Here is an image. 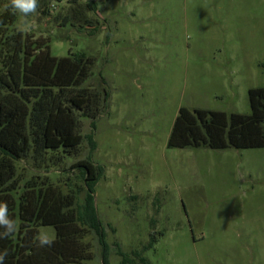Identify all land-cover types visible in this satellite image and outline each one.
I'll use <instances>...</instances> for the list:
<instances>
[{
  "label": "rangeland",
  "instance_id": "obj_1",
  "mask_svg": "<svg viewBox=\"0 0 264 264\" xmlns=\"http://www.w3.org/2000/svg\"><path fill=\"white\" fill-rule=\"evenodd\" d=\"M16 15L51 56L91 57L84 86L107 94L94 127L79 122L70 158L19 166L79 203L85 187L70 165L103 168L93 197L106 264H264V148L167 147L180 107L250 114L248 90L264 88V0H39L27 31ZM38 231L54 239L52 226ZM84 241L87 264H103L97 238Z\"/></svg>",
  "mask_w": 264,
  "mask_h": 264
},
{
  "label": "trees",
  "instance_id": "obj_2",
  "mask_svg": "<svg viewBox=\"0 0 264 264\" xmlns=\"http://www.w3.org/2000/svg\"><path fill=\"white\" fill-rule=\"evenodd\" d=\"M16 21V12L0 0V201L7 202L18 225L14 234L0 239V251H8L4 264H87L94 257L84 241L88 235L97 238L106 264L108 247L93 197L103 168L89 158L70 165L85 187L79 203L76 191L65 192L48 173L41 176L32 169L22 177L19 166L28 162L36 170L47 169L70 158L84 139L79 122L87 119L93 128L107 94L84 86L92 75L91 57L51 56L48 38L22 32ZM247 95L249 115L180 107L167 147L264 148V88L249 89ZM85 139L91 153L93 137ZM40 226L54 228L50 246L40 245Z\"/></svg>",
  "mask_w": 264,
  "mask_h": 264
},
{
  "label": "clouds",
  "instance_id": "obj_3",
  "mask_svg": "<svg viewBox=\"0 0 264 264\" xmlns=\"http://www.w3.org/2000/svg\"><path fill=\"white\" fill-rule=\"evenodd\" d=\"M11 7L20 16V27L22 30L27 31L31 27L30 17L37 14L39 8V0H10V4L6 7ZM0 228H3V232H0V239L7 238L17 231V221L10 217L8 212V204L6 201H0ZM41 246L51 245L52 240L47 236L37 237ZM8 256V251L5 249L0 251V264H4L5 259Z\"/></svg>",
  "mask_w": 264,
  "mask_h": 264
}]
</instances>
